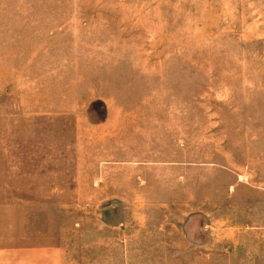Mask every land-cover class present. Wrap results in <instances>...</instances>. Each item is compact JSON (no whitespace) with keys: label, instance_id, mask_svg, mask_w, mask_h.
<instances>
[{"label":"rangeland","instance_id":"374dc122","mask_svg":"<svg viewBox=\"0 0 264 264\" xmlns=\"http://www.w3.org/2000/svg\"><path fill=\"white\" fill-rule=\"evenodd\" d=\"M36 240L264 264V0H0V246Z\"/></svg>","mask_w":264,"mask_h":264},{"label":"crops","instance_id":"0c3cea01","mask_svg":"<svg viewBox=\"0 0 264 264\" xmlns=\"http://www.w3.org/2000/svg\"><path fill=\"white\" fill-rule=\"evenodd\" d=\"M114 228L130 229L122 224L114 225ZM167 226H139L132 229H138L141 236H125L123 241L128 243L135 239L166 241ZM182 228V227H181ZM191 226L185 227L187 233H192ZM183 232V229H181ZM158 234V235H157ZM154 239V240H153ZM0 264H70V258L61 245L48 241H31L20 245H4L0 246Z\"/></svg>","mask_w":264,"mask_h":264}]
</instances>
